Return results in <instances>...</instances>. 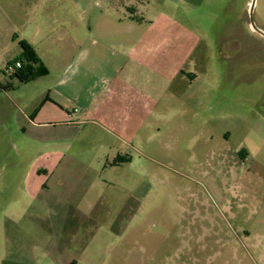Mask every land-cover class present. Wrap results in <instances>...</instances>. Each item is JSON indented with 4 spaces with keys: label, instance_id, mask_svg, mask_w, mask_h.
I'll return each mask as SVG.
<instances>
[{
    "label": "rangeland",
    "instance_id": "rangeland-1",
    "mask_svg": "<svg viewBox=\"0 0 264 264\" xmlns=\"http://www.w3.org/2000/svg\"><path fill=\"white\" fill-rule=\"evenodd\" d=\"M38 1L0 0V264L17 244L59 264L93 236L100 264H264V37L252 0H73L95 41L133 49L121 95L132 103L32 125L42 82L5 68L21 21L52 7ZM251 18L264 34V0Z\"/></svg>",
    "mask_w": 264,
    "mask_h": 264
},
{
    "label": "crops",
    "instance_id": "crops-1",
    "mask_svg": "<svg viewBox=\"0 0 264 264\" xmlns=\"http://www.w3.org/2000/svg\"><path fill=\"white\" fill-rule=\"evenodd\" d=\"M44 2H49L52 7L23 19L19 38L16 35L13 38L18 39V43L27 42L46 71V74L31 80L41 81L43 88L42 98L32 110L31 116L34 117L30 124L65 125L71 117L97 110L116 98L132 103L131 98L121 95L126 92V82H129L128 77L122 79V74L133 61V49L114 45L118 41L115 42L113 37L95 41L89 34L87 16L79 20L74 18L72 8L77 3L73 0H39L38 5ZM111 42L114 44H109ZM60 44H63L64 51L58 50ZM20 57L21 50L11 61H18ZM3 89L0 85V90ZM15 206V203L9 204L13 210ZM49 237L57 249L60 237ZM96 240L97 236L80 240L81 251L77 254L65 252L59 264H100V255L89 251V245ZM55 249L48 253L58 255ZM15 252L16 260L3 258L2 264H39L33 260L34 253L32 259L25 255L20 244L16 245Z\"/></svg>",
    "mask_w": 264,
    "mask_h": 264
},
{
    "label": "trees",
    "instance_id": "trees-1",
    "mask_svg": "<svg viewBox=\"0 0 264 264\" xmlns=\"http://www.w3.org/2000/svg\"><path fill=\"white\" fill-rule=\"evenodd\" d=\"M18 45L21 50V57L18 61L22 63V68L11 77L16 78L20 83H27L38 76L46 74L33 48L25 41H19Z\"/></svg>",
    "mask_w": 264,
    "mask_h": 264
},
{
    "label": "built area",
    "instance_id": "built-area-1",
    "mask_svg": "<svg viewBox=\"0 0 264 264\" xmlns=\"http://www.w3.org/2000/svg\"><path fill=\"white\" fill-rule=\"evenodd\" d=\"M22 68V63L20 61H14L9 63L5 68V73L7 76H13Z\"/></svg>",
    "mask_w": 264,
    "mask_h": 264
},
{
    "label": "water",
    "instance_id": "water-1",
    "mask_svg": "<svg viewBox=\"0 0 264 264\" xmlns=\"http://www.w3.org/2000/svg\"><path fill=\"white\" fill-rule=\"evenodd\" d=\"M254 2H255V0H252V3H251V5H250V10H249L250 21H251V28H252V30H253L255 33H257V34L261 35L262 37H264V34L261 33L259 30H257V29L254 27L253 23H252V18H251V17H252V10H253V6H254Z\"/></svg>",
    "mask_w": 264,
    "mask_h": 264
},
{
    "label": "flooded vegetation",
    "instance_id": "flooded-vegetation-1",
    "mask_svg": "<svg viewBox=\"0 0 264 264\" xmlns=\"http://www.w3.org/2000/svg\"><path fill=\"white\" fill-rule=\"evenodd\" d=\"M185 236L188 237L187 239H188L189 241H190V240H194V243H198V241H199L198 235L193 234V236L190 237V233L188 232L187 235L185 234ZM195 237H196V238H195ZM195 241H197V242H195ZM196 245H198L196 248L199 249V243L196 244Z\"/></svg>",
    "mask_w": 264,
    "mask_h": 264
}]
</instances>
